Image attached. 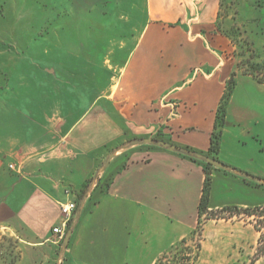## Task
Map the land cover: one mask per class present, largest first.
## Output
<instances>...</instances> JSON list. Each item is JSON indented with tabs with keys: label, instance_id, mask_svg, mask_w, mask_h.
<instances>
[{
	"label": "crops",
	"instance_id": "1",
	"mask_svg": "<svg viewBox=\"0 0 264 264\" xmlns=\"http://www.w3.org/2000/svg\"><path fill=\"white\" fill-rule=\"evenodd\" d=\"M227 1L145 0L141 26L124 30L118 46L92 62L88 55L58 65L52 49L48 61L31 58L8 71L0 96V235L14 243L15 264H154L193 232L202 163L143 140L207 153L232 73L215 156L231 171H211L208 210L224 207L212 189L218 178L244 187L248 196L234 206L264 204V154L244 149L261 134L264 83L238 65L219 29ZM160 21L177 24L170 30ZM69 201L76 208L57 242L52 228Z\"/></svg>",
	"mask_w": 264,
	"mask_h": 264
},
{
	"label": "rangeland",
	"instance_id": "2",
	"mask_svg": "<svg viewBox=\"0 0 264 264\" xmlns=\"http://www.w3.org/2000/svg\"><path fill=\"white\" fill-rule=\"evenodd\" d=\"M144 1L0 0V96L5 94L9 70L31 58L32 63H44L52 49L53 62L59 65L67 58L81 64L88 55L92 62L93 57L117 47L124 30L141 26ZM156 24L171 30L177 22ZM219 25L230 36L238 65L264 75V0H228L220 8ZM61 74L66 77L65 71ZM257 129L260 136L249 139L244 149L253 153L258 148L256 153L261 155L264 122ZM242 188L222 178L212 182L215 201L224 207L208 211L214 218L203 214L198 230L178 247L195 256L194 264H264V252H257L264 246V215L259 216V210L248 215L243 207H233L248 196ZM17 257L10 237L0 235V264H15Z\"/></svg>",
	"mask_w": 264,
	"mask_h": 264
},
{
	"label": "trees",
	"instance_id": "3",
	"mask_svg": "<svg viewBox=\"0 0 264 264\" xmlns=\"http://www.w3.org/2000/svg\"><path fill=\"white\" fill-rule=\"evenodd\" d=\"M245 73L253 75L259 82L264 83V75L258 76L253 68H248L244 70ZM264 74V73H263ZM235 85L234 73L231 74L229 79L226 81L224 92L219 101V105L217 107L215 113L214 127L210 136V144L207 150V153L204 155L215 159L216 154L219 150L220 137H221V129L225 123V115H226V105L228 100L232 94L233 88ZM188 149V148H186ZM193 151V150H192ZM195 161H199L203 165V170L205 173V178L202 187V194L198 204V222L195 230H198L200 225V217L203 214H206V218H214L213 215L208 213V199H209V190L211 185V171L216 167L212 166L210 163L200 161L194 157H190ZM237 209V206H233ZM248 215H254L256 211L259 210V216L264 215V204L262 206H257L253 209H249L247 207L244 208ZM185 243V238L177 241L175 244L170 246L167 250H165L155 261L154 264H194V257H191L190 252H184L183 248H178ZM259 254L264 252V246H260L257 250Z\"/></svg>",
	"mask_w": 264,
	"mask_h": 264
},
{
	"label": "water",
	"instance_id": "4",
	"mask_svg": "<svg viewBox=\"0 0 264 264\" xmlns=\"http://www.w3.org/2000/svg\"><path fill=\"white\" fill-rule=\"evenodd\" d=\"M143 141L157 144L158 146L166 148L168 150L181 152L183 154L192 156V157H194L196 159H199V160H202L204 162L210 163L214 167L231 171L230 167L227 166L226 164H224L223 162H220L217 159L210 158V157H208V156H206V155H204V154H202L200 152H195V151H192V150H189V149H186V148H182V147L177 146L175 144H170L168 142H165V141H162V140H156V139H152V138H145ZM235 172L239 173V174H242V175L248 176V174L242 173L240 171H235ZM67 238H68V234L65 237L64 245H66V243H67Z\"/></svg>",
	"mask_w": 264,
	"mask_h": 264
},
{
	"label": "built area",
	"instance_id": "5",
	"mask_svg": "<svg viewBox=\"0 0 264 264\" xmlns=\"http://www.w3.org/2000/svg\"><path fill=\"white\" fill-rule=\"evenodd\" d=\"M75 208L76 203L74 201L60 204V221L52 228L53 234L57 237V242H61Z\"/></svg>",
	"mask_w": 264,
	"mask_h": 264
}]
</instances>
